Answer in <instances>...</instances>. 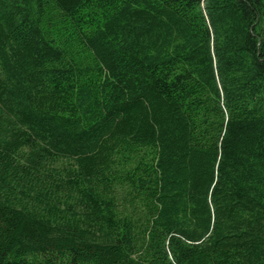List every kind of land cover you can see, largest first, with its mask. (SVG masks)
Listing matches in <instances>:
<instances>
[{
	"label": "trees",
	"instance_id": "trees-1",
	"mask_svg": "<svg viewBox=\"0 0 264 264\" xmlns=\"http://www.w3.org/2000/svg\"><path fill=\"white\" fill-rule=\"evenodd\" d=\"M0 264H264V0H0Z\"/></svg>",
	"mask_w": 264,
	"mask_h": 264
}]
</instances>
